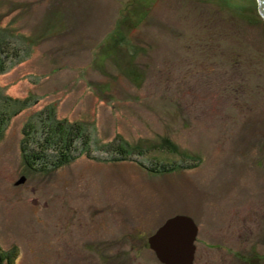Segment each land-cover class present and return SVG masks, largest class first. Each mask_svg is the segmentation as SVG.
Segmentation results:
<instances>
[{
    "label": "rangeland",
    "instance_id": "1",
    "mask_svg": "<svg viewBox=\"0 0 264 264\" xmlns=\"http://www.w3.org/2000/svg\"><path fill=\"white\" fill-rule=\"evenodd\" d=\"M0 31L25 50L0 89L30 99L0 136V264H165L149 238L179 214L193 264H264L258 0H0ZM48 107L90 151L32 169Z\"/></svg>",
    "mask_w": 264,
    "mask_h": 264
},
{
    "label": "trees",
    "instance_id": "2",
    "mask_svg": "<svg viewBox=\"0 0 264 264\" xmlns=\"http://www.w3.org/2000/svg\"><path fill=\"white\" fill-rule=\"evenodd\" d=\"M120 38L124 40V37L120 36ZM20 46L12 41L7 33L0 31V73L6 72L11 67L8 65L9 59L11 61L14 58L19 59L24 54L25 50ZM29 100L28 98L19 100L5 95L0 89V136L12 116L30 105ZM40 115L41 113L36 116L35 120H30L24 128L26 137L21 149L24 161L29 167L39 168V170L62 167L83 152L90 151V135L84 125L58 119L54 108L51 107L46 114H43V117H39ZM119 149L120 154L125 152L123 147ZM127 151L126 149L125 154ZM115 152L119 153L117 150ZM125 154L115 156L112 160H125L127 158ZM163 170L165 171V168H162ZM4 258L8 262L11 261L8 254L0 253V259Z\"/></svg>",
    "mask_w": 264,
    "mask_h": 264
},
{
    "label": "water",
    "instance_id": "3",
    "mask_svg": "<svg viewBox=\"0 0 264 264\" xmlns=\"http://www.w3.org/2000/svg\"><path fill=\"white\" fill-rule=\"evenodd\" d=\"M258 12L264 17V0H258ZM25 176L16 184L23 183ZM197 226L186 215H175L149 238V245L158 259L165 264H193Z\"/></svg>",
    "mask_w": 264,
    "mask_h": 264
}]
</instances>
